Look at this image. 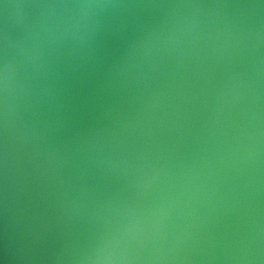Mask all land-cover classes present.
Segmentation results:
<instances>
[{"label":"water","instance_id":"obj_1","mask_svg":"<svg viewBox=\"0 0 264 264\" xmlns=\"http://www.w3.org/2000/svg\"><path fill=\"white\" fill-rule=\"evenodd\" d=\"M5 53L0 264H264L261 0H0Z\"/></svg>","mask_w":264,"mask_h":264},{"label":"clouds","instance_id":"obj_2","mask_svg":"<svg viewBox=\"0 0 264 264\" xmlns=\"http://www.w3.org/2000/svg\"><path fill=\"white\" fill-rule=\"evenodd\" d=\"M8 5H5V8H7ZM43 8H79L83 10H89V9H104L106 7H109V5L104 3H81L77 5H67V4H44L41 5ZM46 43H51V38L48 37H42L38 47L43 50ZM4 47L7 49L8 47V39L5 36L4 38ZM11 76H12V70H11V61L7 56V53H5V56L3 58L2 64H0V87H2L3 93H4V115L5 119H7L8 115V95L10 91V83H11ZM86 260H89L92 262V264H124V262L128 259L125 255H117L114 252L107 249V246H101L97 249H95L91 254H89L87 257H85Z\"/></svg>","mask_w":264,"mask_h":264},{"label":"snow or ice","instance_id":"obj_3","mask_svg":"<svg viewBox=\"0 0 264 264\" xmlns=\"http://www.w3.org/2000/svg\"><path fill=\"white\" fill-rule=\"evenodd\" d=\"M261 3H264V0H261Z\"/></svg>","mask_w":264,"mask_h":264}]
</instances>
